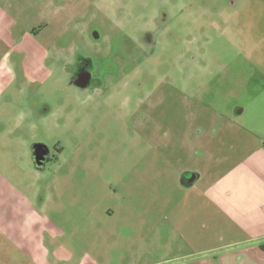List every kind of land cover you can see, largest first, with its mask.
I'll return each instance as SVG.
<instances>
[{"label":"rangeland","instance_id":"obj_1","mask_svg":"<svg viewBox=\"0 0 264 264\" xmlns=\"http://www.w3.org/2000/svg\"><path fill=\"white\" fill-rule=\"evenodd\" d=\"M263 85L264 0H0V264L177 256L157 222L178 175L166 147L230 117L255 127L262 101L235 108Z\"/></svg>","mask_w":264,"mask_h":264},{"label":"crops","instance_id":"obj_2","mask_svg":"<svg viewBox=\"0 0 264 264\" xmlns=\"http://www.w3.org/2000/svg\"><path fill=\"white\" fill-rule=\"evenodd\" d=\"M226 72L233 81L236 68ZM255 100L264 105L262 97L246 98L235 114L246 115ZM263 111L255 127L235 126L230 117L228 128L185 129L180 143L168 144L165 158L178 175L166 180L165 207L157 211L163 218L155 221L179 234L182 249L154 264H264Z\"/></svg>","mask_w":264,"mask_h":264},{"label":"clouds","instance_id":"obj_3","mask_svg":"<svg viewBox=\"0 0 264 264\" xmlns=\"http://www.w3.org/2000/svg\"><path fill=\"white\" fill-rule=\"evenodd\" d=\"M93 98H94L93 95L89 94V95L85 96L83 99L86 102V101L92 100ZM113 101H118L119 107L121 109H126L128 107V105H129L130 97H128L127 95L123 94L122 92H113L111 95L106 97L105 102L106 103H111ZM24 117H25V114L22 112V113H20L18 115L17 120L18 121H23Z\"/></svg>","mask_w":264,"mask_h":264},{"label":"flooded vegetation","instance_id":"obj_4","mask_svg":"<svg viewBox=\"0 0 264 264\" xmlns=\"http://www.w3.org/2000/svg\"><path fill=\"white\" fill-rule=\"evenodd\" d=\"M34 153L35 160L39 165H48L55 162V157L53 158L48 152V149L43 146H35Z\"/></svg>","mask_w":264,"mask_h":264},{"label":"water","instance_id":"obj_5","mask_svg":"<svg viewBox=\"0 0 264 264\" xmlns=\"http://www.w3.org/2000/svg\"><path fill=\"white\" fill-rule=\"evenodd\" d=\"M36 154H37V152H36Z\"/></svg>","mask_w":264,"mask_h":264}]
</instances>
